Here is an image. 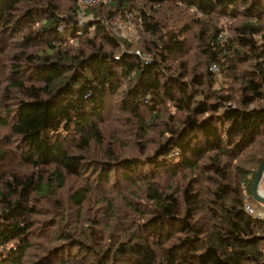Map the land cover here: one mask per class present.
<instances>
[{"label":"trees","instance_id":"obj_1","mask_svg":"<svg viewBox=\"0 0 264 264\" xmlns=\"http://www.w3.org/2000/svg\"><path fill=\"white\" fill-rule=\"evenodd\" d=\"M63 1L0 0V264H264V219L243 207L260 205L264 0H111L82 23ZM117 10L144 57L119 49ZM194 26L202 72L183 58ZM13 156L29 171L3 175Z\"/></svg>","mask_w":264,"mask_h":264},{"label":"rangeland","instance_id":"obj_2","mask_svg":"<svg viewBox=\"0 0 264 264\" xmlns=\"http://www.w3.org/2000/svg\"><path fill=\"white\" fill-rule=\"evenodd\" d=\"M110 1L111 0H104L103 2H100V3L96 4V5L97 6L98 5H102L100 9L104 12V11H106V8H108V4L110 3ZM77 3H78V1H77ZM69 4L70 3H69L68 0H64L62 2V4L60 5V7L62 9L65 6H68ZM77 8L79 10V14H78V22L79 23L80 22L82 23L84 20H90L91 18H94V13L91 11V9L85 8V9H82L83 10V12H82L79 9V7L77 6V4H76V9ZM90 8H92V7H90ZM125 11H123V12H125ZM123 12L117 10L107 20V24L109 26V30H110L111 34H113L118 40H120V42H121V45L119 47L120 50H123V51L125 50L128 53L129 52L134 53L137 56H143L142 53H141V51H140V43H141L142 40H141V34H140V24H139V21L135 17L134 18L131 17V19L127 23L125 21L123 22L122 21L123 19L120 18L121 17V14ZM113 16L119 17L118 18V21H119L118 24L119 25H116V24H112L111 25L110 24V20H111V18H113ZM232 22H233L232 20H227L225 18L224 19H222V18L219 19L220 32L218 33V36L217 37L220 39L219 41H220L221 44H224V41H225L226 38H229V37L232 36V34H233L232 33V29L229 28L230 27V24ZM196 33H197V29L194 26V27H192L191 31L186 36L187 42H188L187 43V46L188 47H187V52L185 53V55H184L183 58H184L185 62L187 63V66H188V69L190 70V72H194V71L195 72L196 71L197 72H202L203 66L205 65L204 64V60H203V55L200 52V48L198 46H196L197 45V38H195V34ZM128 42L131 45L130 46L128 45V47H127L126 44ZM137 52H139V54H136ZM173 65H175V63H173ZM247 66H248V63L246 62V63L241 64L240 68H245ZM207 69H208V71H211L212 72V75H213V77L216 80V84H214L216 86H214L213 88H216V89L219 90L220 87H218V84H220L222 82L223 73H220L218 71L216 64H212ZM226 85H229V84H225V86ZM231 86L233 88L232 95L233 96H236V94L238 92L237 84H233ZM112 123L113 124H110L109 125V129L111 130V133L110 134H114L113 131H116V128L114 130L112 128L115 124L116 125H120L119 124L120 122L119 123L118 122L117 123L116 122H112ZM159 131H161V127H159V126L158 127H152V129L150 131H147V138H153V137L154 138H158L159 136H158L157 133ZM5 132H6V129L0 130V136H2L3 133H5ZM132 140H134V139L132 138ZM122 142H124V144H125L123 147H121V145L119 147H118V145H116L117 146L116 147V150H117V152H121V155H125V154L126 155H129L130 153H132V151H134L137 148L136 143L134 141L132 142V144H130L127 139H122ZM244 156H246V154ZM244 156L241 155V156L238 157L237 160H232V163H231V169L232 170L236 167L235 164L240 163L239 161L241 159H243ZM7 161H6V166L4 165L3 168L1 167V169H2L1 172L3 173V175L4 174L5 175L9 174L10 173L9 171L11 170V168L12 169L15 168L17 170V172L29 171L28 166L25 163H22L20 161L19 157H17V156H13L11 158H8ZM74 181H75L76 184L74 183ZM77 186H78L77 180H75L74 178H71L70 180H68L66 182V185H65L64 188L58 189V191H57L58 192V195L60 197H63L66 193H68L69 191H71L72 188H74V187L76 188ZM262 186H264V178H263V181H262ZM246 187H247L246 186V183H242L240 185L241 193H242V195L245 196V198L248 196V193H249L248 192L249 190ZM39 203H40V205H41L42 208H44V206L42 204H44L45 206L47 205V203H45L44 200L40 201ZM94 204H95V207H97V208L92 207V210H97V212L99 210L102 213H105V211L102 210V205H101V204H103V201L100 203V205L98 204V202H95ZM255 207L260 208L261 210H264V204L263 203L260 204L259 206H255ZM101 216H102V214H101ZM38 217H39L38 219H43V217H45V216H43V217L38 216ZM71 218H72L71 222H73V221L74 222H81V220L80 221H75L76 220L75 213H73V215L71 216Z\"/></svg>","mask_w":264,"mask_h":264},{"label":"built area","instance_id":"obj_3","mask_svg":"<svg viewBox=\"0 0 264 264\" xmlns=\"http://www.w3.org/2000/svg\"><path fill=\"white\" fill-rule=\"evenodd\" d=\"M103 1L104 0H79L78 7L83 12L82 9L94 7L96 4L103 2ZM131 17H132L131 12L127 10L121 14L120 18L123 19L122 20L123 22L125 21L127 23L131 19ZM118 18L119 17L117 16H113V18H111L110 20V24L119 25ZM136 54H139V52H137ZM261 189L264 191V186H262V183H261ZM243 207H244L245 212L249 213L251 216L255 217L256 219H259V220L264 219V210H261L260 208L255 207L250 201L246 200V203L244 204Z\"/></svg>","mask_w":264,"mask_h":264},{"label":"water","instance_id":"obj_4","mask_svg":"<svg viewBox=\"0 0 264 264\" xmlns=\"http://www.w3.org/2000/svg\"><path fill=\"white\" fill-rule=\"evenodd\" d=\"M264 178V157L261 159L259 166L254 174L251 186V196L260 204H264V191L261 189V183Z\"/></svg>","mask_w":264,"mask_h":264}]
</instances>
